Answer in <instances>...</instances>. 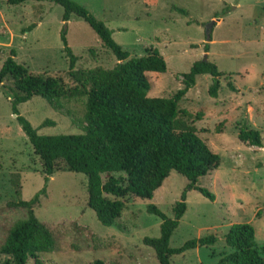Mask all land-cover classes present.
<instances>
[{"label":"rangeland","instance_id":"374dc122","mask_svg":"<svg viewBox=\"0 0 264 264\" xmlns=\"http://www.w3.org/2000/svg\"><path fill=\"white\" fill-rule=\"evenodd\" d=\"M73 1L111 31L113 41L129 58L145 56L151 49L163 58L164 73H145L149 98L171 97L182 88V75L203 58L221 74L215 98L207 95L211 78L201 75L177 103L178 111L190 115L183 119L219 157V164L196 183L213 195L212 201L196 191L185 193V211L168 247L208 235L217 241L171 256L169 264H216L229 252L223 236L236 223L249 224L255 243L263 245L264 0ZM61 14V7L49 0H27L15 6L0 0V66L13 50V60L28 73L58 78L65 88H72L59 38L61 29L76 57L75 70L110 69L116 64L82 19L71 15L61 22ZM204 45L207 52H203ZM60 104L61 111L56 112L44 99L32 97L17 110L38 135L81 133L84 98ZM43 121L52 125L40 126ZM243 129L258 132L261 147L240 142L237 134ZM43 177L39 160L0 89V245L13 224L25 218L24 209L9 204L17 199L28 201L43 188ZM10 179L17 183V196ZM85 183L84 175L64 169L46 181L45 195L39 197L33 214L50 231L54 246L38 256L37 264H91L93 260L157 264L142 239L158 237L160 220L145 209L153 205L171 218L186 180L171 171L149 200L127 196L121 216L111 227L100 225L86 207ZM3 260L0 255V263ZM27 264L35 263L28 260Z\"/></svg>","mask_w":264,"mask_h":264},{"label":"trees","instance_id":"16d2710c","mask_svg":"<svg viewBox=\"0 0 264 264\" xmlns=\"http://www.w3.org/2000/svg\"><path fill=\"white\" fill-rule=\"evenodd\" d=\"M25 1L7 0V3L15 6ZM49 1L61 7V22H67L71 15L82 19L116 64L110 69L75 70L76 57L67 47L64 29L59 38L67 61V74L74 83L72 88H65L58 78L28 73L13 60V50L3 60L0 89L32 154L39 160L44 186L28 201L17 199L9 204L24 209L25 218L7 231L0 245V255L4 257L0 264H27L28 260L37 264L40 254L53 249L52 235L35 218L33 208L39 203V197L45 195L46 181L61 169L85 176L86 207L104 227L115 225L125 208L127 196L149 200L171 171L177 173L186 184L179 201L172 207V217L167 218L153 205H148L146 213L160 220L159 235L157 238L144 237L142 244L153 251L157 264H169L171 256L196 247L212 246L217 241L212 235L188 240L177 248H169L168 241L185 211L186 192L196 191L213 200V195L196 183L219 164V157L183 119L190 115L178 111L177 103L193 86L195 77L201 75L211 78L207 95L215 98L221 74L214 64L203 58L182 75L183 86L171 97L149 98L145 73L162 74L166 70L165 62L156 50L129 58L128 53L113 41L111 31L83 7L73 0ZM174 11L185 15L181 9ZM203 52H207V45L203 46ZM32 97L44 99L56 112L61 111L60 101L84 98L81 133L38 135L17 110L18 105ZM46 125L52 123L43 121L40 126ZM237 139L248 146L261 147L260 136L254 130H239ZM10 182L17 196V183L12 179ZM223 243L229 252L222 254L216 264H264V244L255 243L254 230L249 224H232L223 236ZM91 264L105 263L93 260Z\"/></svg>","mask_w":264,"mask_h":264},{"label":"water","instance_id":"95a60500","mask_svg":"<svg viewBox=\"0 0 264 264\" xmlns=\"http://www.w3.org/2000/svg\"><path fill=\"white\" fill-rule=\"evenodd\" d=\"M206 35H207V31H206Z\"/></svg>","mask_w":264,"mask_h":264}]
</instances>
